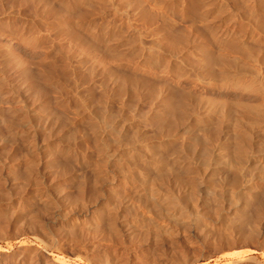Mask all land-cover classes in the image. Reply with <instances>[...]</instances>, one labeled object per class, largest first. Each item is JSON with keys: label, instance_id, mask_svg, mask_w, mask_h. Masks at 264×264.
Returning a JSON list of instances; mask_svg holds the SVG:
<instances>
[{"label": "rangeland", "instance_id": "374dc122", "mask_svg": "<svg viewBox=\"0 0 264 264\" xmlns=\"http://www.w3.org/2000/svg\"><path fill=\"white\" fill-rule=\"evenodd\" d=\"M0 54V111L8 115L26 101L34 105L28 112L49 113L57 132L33 129L0 143L6 256L69 264H264V196L243 222L258 212L261 228L252 239L245 234L250 223L231 224L215 195H193L192 176L168 161L173 145L165 154L151 141L167 123L153 117L143 133L130 113L136 106L146 114L154 92L167 90L170 99L187 97L188 112L213 102V128L232 117L229 129H238L233 134L246 150L264 147V0H0ZM19 62L32 70L29 92L12 70ZM104 74L142 84L129 91L119 81L103 90ZM159 149L170 165L157 170L148 157ZM165 196L174 204H161ZM180 209L191 228L172 222Z\"/></svg>", "mask_w": 264, "mask_h": 264}, {"label": "bare ground", "instance_id": "6f19581e", "mask_svg": "<svg viewBox=\"0 0 264 264\" xmlns=\"http://www.w3.org/2000/svg\"><path fill=\"white\" fill-rule=\"evenodd\" d=\"M38 1V0H37ZM41 2V1H40ZM40 4V3H39ZM48 4V3H47ZM37 5V4H36ZM46 5V3H45ZM37 7V6H36ZM41 7V6H40ZM47 7V6H46ZM42 8V7H41ZM40 8V10H41ZM46 11V10H45ZM48 11V10H47ZM43 12V10L41 11ZM47 14V13H46ZM54 15V14H53ZM57 15V14H56ZM59 15V14H58ZM52 16V15H51ZM65 21V20H64ZM66 23V22H64ZM63 23V24H64ZM66 26V25H65ZM55 28V27H54ZM62 29V28H61ZM93 32V31H92ZM93 34V33H92ZM81 36V35H80ZM68 38V37H67ZM70 38V37H69ZM73 38V37H72ZM77 38V37H76ZM83 38V37H82ZM74 40V39H73ZM69 42V41H68ZM77 42V41H76ZM75 44V43H74ZM85 45V44H84ZM95 46V45H94ZM93 47V46H92ZM85 48V46H84ZM83 52V51H82ZM160 52V51H159ZM169 53V52H168ZM1 55V54H0ZM51 55V54H50ZM5 56V55H4ZM72 56V55H71ZM70 56V57H71ZM171 56V55H170ZM173 56V54H172ZM2 57V56H1ZM10 57V56H9ZM76 58V57H75ZM16 59V58H15ZM52 59V58H51ZM10 60V59H9ZM20 60V59H19ZM22 60V59H21ZM85 60V59H82ZM89 60V59H88ZM24 61V60H23ZM26 61V60H25ZM34 62V61H33ZM83 62V61H82ZM87 62L84 61V63ZM90 62V61H89ZM96 62V61H95ZM170 62V61H169ZM7 63V62H6ZM9 63V62H8ZM15 63H17L15 61ZM68 63V61H67ZM74 63V62H73ZM72 63V64H73ZM80 63H81V59L79 61L76 60V66L77 68H80ZM83 63V64H84ZM82 64V63H81ZM88 64V63H87ZM86 64V65H87ZM26 65V64H25ZM25 65L23 64V62H19V64H17V66L15 65V67L13 68L12 66V70L13 72L18 75L20 78L19 79V83L21 84L22 89L24 90L26 88V91L29 92L27 88V86L29 87V85L26 86V84L28 83V81H32L31 75L32 74V70L30 71L27 65V67H25ZM34 65V64H33ZM37 65V63L35 64ZM187 65V64H186ZM3 66V65H2ZM72 66V67H74ZM4 67V66H3ZM10 67V66H9ZM32 67V66H31ZM88 67V66H87ZM93 67V66H92ZM164 67V66H163ZM189 67V66H188ZM44 68V67H43ZM85 68V67H84ZM9 69V68H8ZM1 70V69H0ZM4 70V69H3ZM11 70V71H12ZM189 70V69H188ZM201 70V69H200ZM10 71V72H11ZM38 71V70H37ZM43 71V70H42ZM9 72V71H8ZM103 72V71H102ZM12 73V72H11ZM34 73V72H33ZM40 73L41 72H37ZM102 74V73H101ZM1 75V74H0ZM11 74H9L10 76ZM36 76V75H35ZM102 76V75H101ZM130 77V76H129ZM4 78V77H3ZM9 79V78H8ZM31 79V80H30ZM95 80V79H94ZM50 81V80H49ZM89 81V80H88ZM99 81V86L101 88H103V90H107V89H115L116 86L118 88L119 85V81H121V86L123 89L125 90H129V91H136L139 90V87H141L140 84L138 83L137 80H130L129 78L123 76V78H119L116 75H112V74H104V76L101 77V79H98ZM96 81V82H98ZM33 82V81H32ZM92 82V81H91ZM11 83V82H10ZM18 84V83H17ZM96 84V83H93ZM98 84V83H97ZM202 84V83H201ZM3 85V84H2ZM33 85V84H32ZM31 85V86H32ZM85 85V84H84ZM140 85V86H139ZM147 85V84H146ZM19 86V84H18ZM17 86V87H18ZM16 87V88H17ZM20 87V86H19ZM120 87V86H119ZM150 87V86H149ZM15 88V89H16ZM39 88V87H38ZM99 88V87H98ZM165 88V87H164ZM169 89V88H168ZM22 90V91H23ZM101 90V89H100ZM102 90V92H103ZM141 90V88H140ZM147 90V89H146ZM166 90V88H165ZM19 91V90H18ZM21 91V92H22ZM25 91V90H24ZM23 91V92H24ZM120 91V90H119ZM167 91V90H166ZM164 90H160L158 92H154L152 98H151V105L149 106V110L146 111V114H142L140 110H138L136 108V106H131V121L133 122H137L139 124H141V130H143V133H146L144 131H147V123L148 120H150L151 118L155 117L157 121V119L159 118L160 120L162 119L163 122L162 123H167V126L165 129H163L162 131H160L159 129V133L161 132L162 134H160L161 136H155L154 138L150 137L151 141L156 142L157 145H161L164 150L168 148V144L171 147V145H173L171 147V152H167L166 150L162 151V152H166L168 153V160L169 162L172 160L175 165L177 166V168L183 170L184 172H186L188 174H190L191 179H193V185H192V190L194 191V196L195 194L197 196L203 197V199H206V197L204 198V196H207L208 194L211 195H215V199H218V201L222 204L221 207L224 209L222 211H225L227 214L230 215V217H233V222L231 224H233L234 226H240L243 222H245V220H247L248 218V211H251V206H254L253 203H257V200L259 199V196L262 197V199H260V201H263V196L261 193L264 192V147H258L255 150H246L245 148H247L246 146L243 147V142L239 141L241 140V138L237 135H234L233 133L236 130V128L233 130V132L231 131L232 129H229V121L232 120L233 123V119L231 117V120L229 119V121L226 123L224 122V124L226 123V125H223L222 129H218L217 128H213L211 126L210 118L209 115L211 114L210 108H211V103L210 107H206L203 106L202 111L201 112H188L186 111V105H188L187 102V97H181L182 99H180V101H178V99H175L173 97H171V99L169 98L172 95H168V91L166 92ZM106 92V91H105ZM113 92V91H112ZM151 92V90H150ZM211 92V90H210ZM18 93V92H17ZM16 93V94H17ZM26 92H24L25 94ZM172 93V92H171ZM12 94V93H10ZM30 94V93H29ZM32 94V93H31ZM132 94V93H131ZM136 94V93H135ZM138 94V93H137ZM183 94V93H182ZM185 94H188L187 92ZM14 95V94H12ZM20 95H23L20 94ZM130 95V94H129ZM133 95V94H132ZM150 95V94H148ZM27 96H29L27 94ZM128 96V95H127ZM137 96V95H136ZM182 96V95H181ZM15 97V96H14ZM23 97V96H22ZM130 97V96H129ZM150 97V96H149ZM176 97V96H175ZM189 97V96H188ZM25 98V97H24ZM140 98V97H139ZM137 98V99H139ZM132 99V98H131ZM196 99V98H195ZM17 99H15L16 101ZM23 100V99H22ZM26 100V99H24ZM32 100V99H30ZM29 101V100H27ZM134 101V100H132ZM209 101V100H207ZM214 101V100H213ZM217 101V100H216ZM14 102V101H13ZM22 104L19 105L18 107H15L13 109L10 110V113L8 115H4L2 113V110L0 111V143H4V142H10V140L13 139H17L15 137H19V136H23L24 134L28 133L29 130H33L36 132V130H47V132L50 133L51 135H54L56 132L53 131L54 126L52 127L49 123V113H44V114H40L38 112L37 109H30V111H27V108L29 109V107L31 108L33 104L30 105L29 103V107L27 106L28 103H25L23 101H21ZM128 102V101H127ZM143 102V101H142ZM239 102V101H238ZM34 103V102H33ZM39 103V102H38ZM148 103V102H147ZM205 103V102H204ZM218 103V102H217ZM20 104V103H19ZM201 104V103H200ZM199 104V105H200ZM220 104V103H219ZM129 105V104H128ZM147 105V104H146ZM237 105V104H236ZM34 106V105H33ZM39 106V105H38ZM125 106V105H124ZM215 106V105H213ZM218 106V105H217ZM228 106V105H227ZM11 107V106H9ZM198 107V106H197ZM8 108V107H7ZM129 108V107H128ZM145 108V107H144ZM190 108V107H188ZM200 108V107H199ZM215 107H213L214 109ZM228 108V107H227ZM10 109V108H9ZM49 109V108H48ZM222 109V108H221ZM226 109V108H225ZM231 109V107H230ZM238 109V107H237ZM242 109V107H241ZM240 109V110H241ZM7 110V109H6ZM40 110V109H39ZM44 110V109H43ZM146 110V109H145ZM215 110V109H214ZM217 110V109H216ZM239 110V109H238ZM4 111V110H3ZM27 111V113H26ZM48 111V110H47ZM129 111V110H128ZM220 111V113H222V110H218V112ZM227 111V110H226ZM235 112V110H233ZM232 111V112H233ZM244 111V110H243ZM217 111L215 113H218ZM229 112V111H228ZM233 112V113H234ZM29 113V114H28ZM229 114V113H228ZM240 114V113H239ZM219 114H217L218 116ZM222 115V114H221ZM220 115V116H221ZM224 115V113H223ZM241 115V114H240ZM239 115V118H240ZM245 115V114H244ZM171 116V120H169V117ZM225 116V115H224ZM231 116V114H230ZM228 115L227 118L230 117ZM211 117V116H210ZM213 117V116H212ZM211 117V118H212ZM215 117V116H214ZM236 117H238L236 115ZM235 117V118H236ZM242 117V116H241ZM219 118V116H218ZM225 118V117H223ZM223 118H220L221 120ZM238 118V119H239ZM209 119V121H208ZM217 119V118H216ZM243 119V117L241 118ZM236 121V119H234ZM130 121V120H129ZM166 121V122H164ZM168 121V122H167ZM150 122V121H149ZM154 122V121H153ZM152 122V123H153ZM216 122V121H214ZM220 122V121H219ZM218 122V124H219ZM240 122H244L243 120H241ZM126 122H124L125 124ZM133 123V124H135ZM155 123V122H154ZM159 123V122H158ZM213 123V122H212ZM236 123V122H235ZM234 123V124H235ZM239 122L237 121V124ZM53 124V123H52ZM122 124V125H124ZM129 124V123H128ZM215 124V123H214ZM212 124V125H214ZM217 124V125H218ZM221 124V123H220ZM219 124V125H220ZM130 125V124H129ZM128 125V126H129ZM216 125V124H215ZM216 125V126H217ZM240 126V124H239ZM239 126L237 125V127L239 128ZM137 127V126H136ZM162 127V126H161ZM219 127V126H218ZM222 127V125H220V128ZM236 127V126H234ZM233 128V127H232ZM263 128V127H262ZM162 129V128H161ZM241 129V128H240ZM264 129V128H263ZM156 130V131H157ZM259 129H257L258 131ZM33 131V132H34ZM39 131V132H40ZM55 133H53V132ZM150 131V129H149ZM243 131V130H242ZM246 131V130H245ZM34 132V133H35ZM38 132V131H37ZM42 132V131H41ZM46 132V131H45ZM46 132V133H47ZM53 134H52V133ZM142 132V131H141ZM151 132V131H150ZM232 132V133H231ZM241 132V130H240ZM247 132V131H246ZM244 132V133H246ZM47 133V134H49ZM29 134V133H28ZM154 134V133H153ZM156 134V133H155ZM236 134V133H235ZM248 134V133H247ZM260 134V133H259ZM35 134H32V136ZM239 135V134H238ZM241 135V134H240ZM262 135V134H261ZM57 136V135H56ZM151 136V135H150ZM263 136V135H262ZM261 136V137H262ZM24 137V136H23ZM22 137V138H23ZM240 139H239V138ZM248 137L247 135L245 136ZM261 137L257 134L255 135L256 141L257 140H261ZM264 137V136H263ZM262 137V138H263ZM52 138V137H51ZM243 138V136H242ZM147 139V138H146ZM148 139V140H150ZM264 139V138H263ZM248 140V139H247ZM60 141V140H59ZM255 141V142H256ZM29 142V141H28ZM42 142V141H41ZM58 142V141H57ZM148 142V141H147ZM171 142V143H169ZM259 142V141H258ZM4 143V144H6ZM155 143V144H156ZM41 144V143H40ZM154 144V145H155ZM171 144V145H170ZM253 144V143H252ZM28 145V144H27ZM33 142H32V144ZM30 145V146H31ZM245 145V144H244ZM1 146V145H0ZM26 146V145H25ZM59 146V145H58ZM160 146V147H161ZM258 146V145H256ZM133 147V145H132ZM138 147V146H137ZM136 147V148H137ZM159 147V148H160ZM161 147V148H162ZM250 147V146H248ZM29 148V147H27ZM26 148V149H27ZM38 148V147H37ZM58 148V147H57ZM32 149V148H30ZM28 149V151L30 150ZM34 149V147H33ZM32 149V151H33ZM40 149V148H39ZM38 149V150H39ZM60 149V148H59ZM133 149V148H132ZM64 150V149H63ZM160 152L162 149H159ZM42 151V150H41ZM69 151V150H68ZM159 154V152H156V155L151 157H148V161L150 162L153 161L154 164L156 165V169H160V168H164V166H168V161L165 160L164 157H162L161 155L164 154L162 153ZM39 153V152H38ZM42 153V152H41ZM45 154V153H44ZM65 154V153H64ZM154 154V153H153ZM164 154V155H165ZM34 155V154H33ZM38 155V154H37ZM66 155V154H65ZM146 155V154H145ZM163 155V156H164ZM37 157V156H35ZM43 157V156H42ZM143 157V156H142ZM48 159V158H47ZM145 159V158H144ZM145 161V160H144ZM171 163L172 165L174 163ZM38 165V164H37ZM170 165V163H169ZM175 165H173L175 167ZM172 166V167H173ZM171 167V166H170ZM171 167V168H172ZM176 168V167H175ZM177 169V170H179ZM162 170V169H161ZM173 170H175L173 168ZM172 170V171H173ZM171 171V172H172ZM182 171V172H183ZM181 172V171H179ZM183 172V173H184ZM173 174V173H171ZM185 176V175H184ZM187 177V176H186ZM7 178V177H6ZM188 178V177H187ZM184 179V178H183ZM189 179V178H188ZM7 180V179H6ZM9 181V180H8ZM11 181V180H10ZM1 182V181H0ZM189 183V182H188ZM172 186V185H171ZM175 186V185H174ZM176 188V186H175ZM190 188V187H189ZM184 189V188H183ZM166 190V189H165ZM176 190V189H175ZM177 191V190H176ZM173 192V191H172ZM167 193V192H166ZM169 193V192H168ZM191 193V192H190ZM58 194V193H57ZM61 195V193H59ZM177 194V193H176ZM261 194V195H260ZM58 195V197L60 196ZM159 195V194H158ZM57 196V195H55ZM157 196V195H156ZM154 196V198L156 197ZM193 196V197H194ZM44 197V196H43ZM161 197V196H160ZM177 197V195H176ZM196 197V196H195ZM260 197V198H261ZM55 198V197H54ZM199 198V197H198ZM197 198V199H198ZM52 199V198H51ZM62 199V197H61ZM60 199V200H61ZM156 199V198H155ZM161 199V198H160ZM159 199V200H160ZM177 199V198H176ZM196 199V200H197ZM44 200V199H43ZM56 200V199H55ZM64 200V199H63ZM202 200V199H201ZM42 201V200H41ZM48 201V200H46ZM57 201V200H56ZM172 198L165 196V198L161 199V204L163 205H167L171 202V204L173 205L174 203L172 202ZM261 201V202H262ZM175 202V201H174ZM180 202V201H179ZM259 202V200H258ZM264 202V201H263ZM123 203V202H122ZM158 203V202H157ZM219 203V204H220ZM46 204V203H45ZM170 204V205H171ZM198 204V202H197ZM215 204V203H214ZM218 204V203H217ZM259 204V203H257ZM50 205V204H49ZM159 205V204H157ZM182 205V204H181ZM199 205H201V207L205 206V203L202 201V203ZM216 205V204H215ZM260 209L263 207L264 209V204L261 207V204L259 205ZM53 207V206H51ZM50 207V208H51ZM162 207V206H161ZM165 207V206H164ZM167 207V206H166ZM183 207V205H182ZM187 207V206H185ZM215 207V206H214ZM217 207V206H216ZM257 208L254 209L255 210H259L258 206H256ZM56 208V207H55ZM179 208V206H178ZM207 208V207H206ZM166 209V208H165ZM169 209V208H168ZM175 209V208H174ZM187 209V208H186ZM201 209V208H200ZM54 211V209H52ZM171 210V209H170ZM185 210V209H184ZM204 210V208H203ZM253 210V209H252ZM49 211V210H48ZM181 211V209H180ZM249 211V213H250ZM261 211V210H259ZM176 212V211H175ZM174 212V213H175ZM186 212V210H185ZM255 212V211H254ZM262 212V211H261ZM260 212V213H261ZM172 213V212H171ZM172 213V215L174 214ZM193 213V212H192ZM258 212H255V217L257 218V214ZM258 214L259 216L263 213L264 215V211L261 214ZM170 215V214H168ZM254 215V213L252 214ZM251 216V214H250ZM253 219V217H249L251 218V220H254L253 222L251 221L250 225H248L249 223H247L246 225L242 226H246L249 232L245 233V234H252L251 238L254 236H257L255 234V232H259V229L261 228V218L259 219V221L256 219ZM262 220L264 218V216H262ZM170 218V217H169ZM173 219V223L175 222V226L177 225L180 227H190L191 225V220L189 217V214L187 215L186 213H184L183 211L179 212L178 214H174L173 217H171ZM259 218V217H258ZM171 219V220H172ZM249 221V219H248ZM255 222V223H254ZM264 222V221H263ZM250 226V227H249ZM260 227V228H259ZM191 228V227H190ZM183 229V228H182ZM189 229V228H188ZM243 229V227H242ZM238 230H241L238 228ZM244 230V229H243ZM245 230H247L245 228ZM247 230V231H248ZM251 230V231H250ZM237 232V231H236ZM241 232V231H240ZM239 232V233H240ZM252 232V233H251ZM248 234V235H249ZM259 234V233H258ZM244 234H242L243 236ZM247 236V235H246ZM250 236V235H249ZM248 236V238H249ZM243 238V237H242ZM250 238V239H251ZM255 238V237H254ZM252 238V239H254ZM20 254V253H19ZM27 254V253H26ZM25 254V255H26ZM31 255V254H30ZM33 255V254H32ZM12 256V255H11ZM37 256V255H36ZM36 256H20L19 257H10L9 255L6 256L5 251L0 250V264H69L67 262H63V261H59V260H54L51 263H45L43 261H41L39 257ZM53 260V259H52ZM242 260V259H241ZM237 263V262H236Z\"/></svg>", "mask_w": 264, "mask_h": 264}]
</instances>
